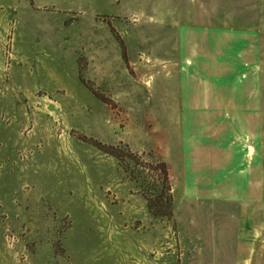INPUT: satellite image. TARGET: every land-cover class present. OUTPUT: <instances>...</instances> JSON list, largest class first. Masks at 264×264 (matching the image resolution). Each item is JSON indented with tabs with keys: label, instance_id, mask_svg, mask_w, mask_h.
Segmentation results:
<instances>
[{
	"label": "rangeland",
	"instance_id": "rangeland-1",
	"mask_svg": "<svg viewBox=\"0 0 264 264\" xmlns=\"http://www.w3.org/2000/svg\"><path fill=\"white\" fill-rule=\"evenodd\" d=\"M0 264H264V0H0Z\"/></svg>",
	"mask_w": 264,
	"mask_h": 264
},
{
	"label": "crops",
	"instance_id": "crops-1",
	"mask_svg": "<svg viewBox=\"0 0 264 264\" xmlns=\"http://www.w3.org/2000/svg\"><path fill=\"white\" fill-rule=\"evenodd\" d=\"M225 97H227V96H225ZM219 99L221 100L220 96H219ZM222 100H224V101H225V99H224V98H222ZM222 100H221V101H222ZM222 105H223V101H222Z\"/></svg>",
	"mask_w": 264,
	"mask_h": 264
}]
</instances>
